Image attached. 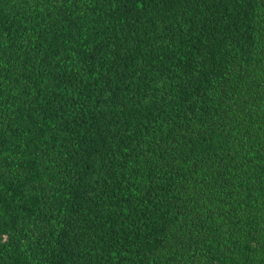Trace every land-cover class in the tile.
I'll return each instance as SVG.
<instances>
[{
  "label": "trees",
  "instance_id": "1",
  "mask_svg": "<svg viewBox=\"0 0 264 264\" xmlns=\"http://www.w3.org/2000/svg\"><path fill=\"white\" fill-rule=\"evenodd\" d=\"M0 264H264V0H0Z\"/></svg>",
  "mask_w": 264,
  "mask_h": 264
}]
</instances>
